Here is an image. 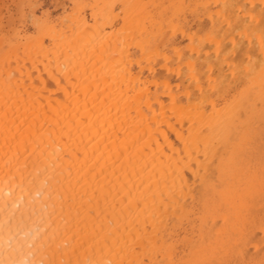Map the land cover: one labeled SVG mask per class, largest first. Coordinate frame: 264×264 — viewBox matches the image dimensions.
I'll return each mask as SVG.
<instances>
[{
    "label": "bare ground",
    "instance_id": "bare-ground-1",
    "mask_svg": "<svg viewBox=\"0 0 264 264\" xmlns=\"http://www.w3.org/2000/svg\"><path fill=\"white\" fill-rule=\"evenodd\" d=\"M0 264H264V0H17Z\"/></svg>",
    "mask_w": 264,
    "mask_h": 264
},
{
    "label": "rangeland",
    "instance_id": "rangeland-1",
    "mask_svg": "<svg viewBox=\"0 0 264 264\" xmlns=\"http://www.w3.org/2000/svg\"><path fill=\"white\" fill-rule=\"evenodd\" d=\"M16 18L17 0H0V22H2V26H4L6 29L8 24Z\"/></svg>",
    "mask_w": 264,
    "mask_h": 264
}]
</instances>
